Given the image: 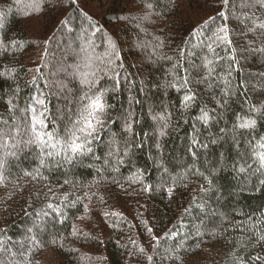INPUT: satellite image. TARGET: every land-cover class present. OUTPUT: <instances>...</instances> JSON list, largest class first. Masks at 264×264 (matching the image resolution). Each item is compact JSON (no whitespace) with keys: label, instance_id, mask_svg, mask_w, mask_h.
<instances>
[{"label":"trees","instance_id":"16d2710c","mask_svg":"<svg viewBox=\"0 0 264 264\" xmlns=\"http://www.w3.org/2000/svg\"><path fill=\"white\" fill-rule=\"evenodd\" d=\"M38 3L0 0V39L5 33L11 38L0 43V115L13 125L0 138L2 264L23 260L21 244L26 250L32 236L41 244L32 246L27 264H264V241L257 239L264 236V174L234 170L246 145L231 139L237 117L257 118L253 136L264 135V112L250 111L264 103V51H256L264 49V28L256 26L264 24V9H233L222 0H47L37 13ZM225 24L231 46L215 36ZM113 44L119 59L111 54ZM207 60L213 72L203 80ZM116 73L120 82L113 87ZM189 74L186 87H171ZM84 79L109 89L111 119L94 155L48 160L38 146L23 142L16 125L31 124L24 109L33 103L37 114L47 109L48 130L71 127L87 91ZM187 88L197 99L184 111ZM13 93L19 111L9 113ZM201 108L216 117L207 130L197 120ZM129 111L144 146L134 148L118 172L111 165L105 170V142L127 136L123 117ZM154 114L171 115L162 158L144 135L156 128ZM194 126L208 145L193 149L195 157L188 150ZM217 137L223 138L210 143ZM221 156L224 167L216 163ZM208 180L212 190L205 196L201 188L209 187ZM146 185L152 190L145 191ZM49 203L67 217L63 224ZM170 232L179 235L173 239Z\"/></svg>","mask_w":264,"mask_h":264},{"label":"snow or ice","instance_id":"6c2138e0","mask_svg":"<svg viewBox=\"0 0 264 264\" xmlns=\"http://www.w3.org/2000/svg\"><path fill=\"white\" fill-rule=\"evenodd\" d=\"M75 0H73V3ZM47 0H39V3L34 5V9L37 13L42 12ZM224 5H229L231 3V7L233 9L239 7L243 8H253L255 6H259L261 9H264V0H222ZM150 7V5H149ZM221 17L226 19V14L221 12L219 14ZM143 20H148V16H144ZM237 19H240L238 16ZM215 22V18H212V23ZM257 27L264 28V24L256 25ZM252 31V29H249ZM216 39L221 42H227L231 46V40L229 38V28L227 24L218 27L215 32ZM5 39H11L7 37V33L4 34V38L0 39V43H4ZM8 45H5V52L8 50ZM211 47V46H209ZM113 52L111 53L117 59H119V53H116L114 50L116 45H112ZM256 51H264V49H256ZM232 59H235L233 56ZM212 64L211 60H207L203 67L207 69L208 75L204 76L203 80H208L209 76H211L213 69L209 67ZM119 67H123L122 64ZM176 67L175 65L173 66ZM230 74V73H229ZM261 76H264V72L260 73ZM120 73H116V79L114 82L113 87L119 84L120 80ZM183 84L179 85L177 83H172L171 87L180 90L181 87H186L190 81V74L185 75L182 77ZM203 82V81H199ZM82 83L87 88L85 91L84 96L81 100V107L79 112L76 114V118L74 121L70 122L71 127L65 126L61 131H51L48 130V125L46 123V113L47 109L45 108L43 111H40L37 114V108L34 106L33 103H29L26 105L24 111L31 112V124L28 127L21 129L19 125H16L17 132L22 133L24 137H26L23 142L28 145H36L41 149V153L46 156L48 160L54 159L57 156H63L64 159H69L71 157L77 156H89L95 154V144L97 141L101 139V133L105 132L106 130V119H111L109 115V111L112 107L111 104L107 102V93L109 89L97 87L99 84L98 80H88L84 79ZM211 86V85H209ZM47 87V85H45ZM13 100H9L7 103L9 105L8 112L12 113L14 111L18 112L19 108L15 104V94L13 93ZM32 101L35 104L43 105L44 100L39 99L37 97H32ZM197 99L196 94L192 91L191 88H187L185 95L181 101L182 108L184 111H187L189 108L192 107V103L195 102ZM0 102H3V96H0ZM250 111L256 113L257 116H261L262 112H264V103H261L259 107L256 105H252ZM201 115L197 117V120L202 122L205 127V130L208 129L210 126V120H216L215 116H210L209 112L206 111L204 108H201ZM222 116V114H221ZM261 118H264L262 116ZM124 120V133L127 136H122L120 141L118 142L115 137L105 142L106 147L108 149V157L109 159L105 160V170H107V166L111 165L114 171H119L120 166L125 163V158L130 159V153L134 154V148H141L144 146V140H140L137 142L136 134L134 132V118L133 113L129 111L126 117H123ZM152 120L156 123V128L153 133H145V137L153 141L154 148L156 149L158 155L162 158L163 151H162V140L163 138L168 135V129L170 127L171 115H163V114H154L152 115ZM27 123V121H25ZM257 128V118H244V117H237V123L233 124L234 134L231 137L233 140L234 145H240L244 147L243 152L238 151V156L243 161L240 164L239 168H236V163H233V168L238 173H245L249 172L252 173H262L264 174V135H259V139H255L253 134ZM13 129V125L8 123L7 119H3V116L0 115V138L4 135L11 134ZM244 130V131H241ZM221 133L224 132V129L220 130ZM200 130L195 128L194 126V134L191 138L189 151L192 152L193 157L197 155L193 149H196L197 146L200 148H207L208 145L201 142L199 138ZM223 137H217L210 140V143L215 144L217 143V139H222ZM255 140V142H254ZM122 144V147L120 146ZM115 157V159H112ZM96 159L100 160L102 157H96ZM45 160L41 159L40 167H45ZM220 167L226 166V161L224 160L223 156L216 162ZM153 164L155 167L159 168L162 167V160H157L153 158ZM215 168V165H214ZM164 171L167 172L168 169L164 168ZM99 173V170H98ZM211 174V173H210ZM25 175H30V173H25ZM201 176L204 174L201 172ZM37 176H39V169H37ZM207 180V177H204ZM118 182V181H114ZM209 187L207 189L201 188V191L207 196L208 192L212 190V181L208 180ZM68 181L65 180V184ZM264 184V180L261 181ZM145 191H151V186L146 185L144 188ZM169 195H171V190H169ZM210 198V197H209ZM67 199V198H66ZM205 203L207 201L205 200ZM66 207L74 206V204H66ZM201 210H203V205L200 206ZM48 209H51L55 216L59 218V222L61 224L67 219L64 213L59 210V208L52 203L47 205ZM40 215V213H37ZM212 215H215L213 212ZM43 216H49L47 211L43 212ZM40 232L44 231V228L40 225H37ZM146 227V225H145ZM29 233L32 232V229L29 228L27 230ZM147 231L151 233L153 228L147 227ZM215 235V233H211ZM73 235H76V230L73 228ZM169 235L175 239L179 233L178 232H170ZM197 235H202L199 229H197ZM28 244L30 245L26 250L24 248L23 243L21 244V251L19 252V256L23 257V260L16 261V264H27V261L32 253L33 247H38L41 244V241L37 239L36 236L26 238ZM258 241H264V236L257 235ZM160 241L157 240V243ZM55 243V241H53ZM6 250L3 241H0V252ZM16 253H13V256H16ZM150 261L152 257L148 258ZM2 264V261H0Z\"/></svg>","mask_w":264,"mask_h":264}]
</instances>
